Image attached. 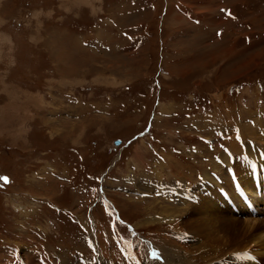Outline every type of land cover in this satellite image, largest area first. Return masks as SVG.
Instances as JSON below:
<instances>
[{"label": "rangeland", "instance_id": "rangeland-1", "mask_svg": "<svg viewBox=\"0 0 264 264\" xmlns=\"http://www.w3.org/2000/svg\"><path fill=\"white\" fill-rule=\"evenodd\" d=\"M176 1L0 0V177L7 178L0 179V264H39L46 255L60 264H80L77 256L86 257L82 264L133 257L145 264L151 259L130 240L137 236L151 254L170 249L175 258L211 264L206 254L196 258L195 239L178 242L190 234L191 207L254 217L236 196L237 211L228 207L211 174L221 166L211 158L227 143L235 150L234 136L244 140L252 127H264V0L226 3L237 14L226 35L213 36L214 26L190 39L163 22ZM166 20L189 24L174 9ZM178 48L186 56L174 59ZM255 156L248 166L236 163L242 175L251 178ZM203 170L197 199L181 218L165 211L177 198L139 196L148 191L141 177L192 183ZM99 188L112 205L98 199ZM253 189L245 190L259 205ZM117 232L127 237L121 250Z\"/></svg>", "mask_w": 264, "mask_h": 264}, {"label": "bare ground", "instance_id": "bare-ground-1", "mask_svg": "<svg viewBox=\"0 0 264 264\" xmlns=\"http://www.w3.org/2000/svg\"><path fill=\"white\" fill-rule=\"evenodd\" d=\"M229 54L230 53H228L227 55ZM243 67H244V64H243ZM254 122H256V120ZM244 133H247V132H244ZM250 138L256 143L257 142L263 143L264 141L263 128L258 127V126L252 127ZM240 144H241L242 153L246 154L248 157V158L247 157L244 158L245 166H248L249 162H251L252 160L256 158L255 156L256 152L252 148L251 144L249 143H244V144L240 143ZM239 149H240V146H239ZM232 154L233 153L230 151V155ZM258 159L259 161L256 160L255 164H253V168L256 172H258L261 169V165L264 166V163H262L263 161H261L260 157H258ZM214 163H217L218 166H221V168L213 167L211 170L212 172H216L218 175V178L220 179V181H218L217 179L218 186L219 188H222V187L225 188L230 196H236V194L234 193L232 184L229 181L230 179L228 175L229 167H232L233 171L237 174V179L239 180L238 183H240L245 189H248V190L252 189L253 186L251 183V178H249L248 176L242 175L240 173L241 170L238 169L237 164L235 165L230 164V160H229L227 153H224V152L220 153L218 157V161L216 162L213 161L212 164ZM222 166L225 169L222 168ZM226 169H227V172L225 171ZM263 172H264V169H263ZM183 175L184 177L188 176V175L186 176L185 174ZM205 176H207V170H203L201 178ZM241 178L243 179V182L241 181ZM138 184L139 186L148 185L146 181L138 182ZM186 184L188 183L186 182L184 184L182 183L177 184L178 192L186 190L187 189L186 186L189 187V184L188 185ZM148 189H149V186H148ZM169 197L172 198V195H169ZM156 198L157 197H155V199ZM188 199L189 197L187 195H183L181 197L178 196V198L176 199L178 206H176L175 208H172L173 206L170 207L169 206L170 204L169 205L167 204L165 205V211L170 212L169 216H172L174 214L175 216H179L181 218L183 215L188 214L190 212V204L192 203L193 199L192 198L191 200H188ZM222 209L223 208H221V210ZM208 210H210L211 212L208 213L207 212ZM191 211L195 212V215L191 219L187 220L185 225L188 227L187 232H189L191 236L197 242L196 246H197L198 256L196 258L199 259V256L201 258H205V254H206L207 260L211 262L214 261L211 264H254L251 262L250 259L244 256V253L248 251L254 255L256 254L257 257H260L262 260H264V218L263 217L259 218V217L254 216L248 220L241 219V218H231V217H227L226 215H224L221 211L217 209L213 210L211 204L204 206V207L203 206L199 207L198 205H194L191 207ZM156 217L157 216H151L150 218H148V221L149 222L156 221V219L159 220ZM168 219L172 220L171 217H169ZM207 231L210 232L209 236L205 234V232ZM171 252L173 251H171L170 249H167V250H164L163 253H159L160 256H162V260H164V263H167V264H199L195 260V258H190L189 256H186L182 253H178L177 258H175L174 254ZM208 256L210 257L213 256V257L208 259ZM158 259H161V258H158ZM145 264H157V260L156 258L154 260H147ZM259 264H264V262H261V260L259 259Z\"/></svg>", "mask_w": 264, "mask_h": 264}, {"label": "crops", "instance_id": "crops-1", "mask_svg": "<svg viewBox=\"0 0 264 264\" xmlns=\"http://www.w3.org/2000/svg\"><path fill=\"white\" fill-rule=\"evenodd\" d=\"M222 1L224 3H220V0H179V2L181 3V6H185L191 12L190 13L191 17L197 19L198 23L196 25L190 24V22L186 18H184L181 14L176 12V9L172 5L166 7V9L163 13V22L166 24V26H169V28H171L174 33L180 32L181 35H187L188 39H190L192 37V36L188 37V36L192 35V33L194 35L203 36L204 33H206L207 31L210 33L211 29L214 26H217L216 28L214 27V29H213V36L215 35L214 34L215 30L217 28H219V29H221V33L219 35V38H221L222 36L226 35L227 30L229 28V25L230 24L234 25V24L231 21V19L223 17L222 13L218 12V9L220 7H227L226 3L236 2L238 0H222ZM169 9H174V11L178 14V17H180L181 19H184L186 22L189 23V24L184 23L188 26L186 27V25H184L183 23H180L181 25L185 26V28H181V25H179V24H175L172 21L167 22L166 12ZM232 13L235 16H237L235 11L232 10ZM215 16L217 19L215 18ZM172 19L176 21L177 17L172 15ZM189 25H191V27H189ZM192 26H194V27H192ZM200 26H205V28L200 29ZM191 28L194 31L196 30L195 32H198V33H195L194 31L190 30ZM183 33H185V34H183ZM174 49H176V48L174 47ZM181 53H186V52L183 51ZM181 53H179V48H178V52L176 54H174L178 57L174 56V59L175 58L181 59L180 56H182V57L186 56V55L181 54ZM174 59L170 60V62L171 63L174 62Z\"/></svg>", "mask_w": 264, "mask_h": 264}, {"label": "snow or ice", "instance_id": "snow-or-ice-1", "mask_svg": "<svg viewBox=\"0 0 264 264\" xmlns=\"http://www.w3.org/2000/svg\"><path fill=\"white\" fill-rule=\"evenodd\" d=\"M0 179L7 180V178H6V177H0Z\"/></svg>", "mask_w": 264, "mask_h": 264}, {"label": "water", "instance_id": "water-1", "mask_svg": "<svg viewBox=\"0 0 264 264\" xmlns=\"http://www.w3.org/2000/svg\"><path fill=\"white\" fill-rule=\"evenodd\" d=\"M118 141H116L115 143H117Z\"/></svg>", "mask_w": 264, "mask_h": 264}]
</instances>
